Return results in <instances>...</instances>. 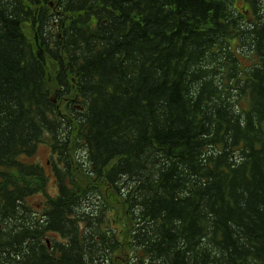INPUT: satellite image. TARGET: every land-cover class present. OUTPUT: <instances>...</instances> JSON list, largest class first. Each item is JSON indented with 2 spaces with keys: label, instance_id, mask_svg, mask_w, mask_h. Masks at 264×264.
<instances>
[{
  "label": "trees",
  "instance_id": "16d2710c",
  "mask_svg": "<svg viewBox=\"0 0 264 264\" xmlns=\"http://www.w3.org/2000/svg\"><path fill=\"white\" fill-rule=\"evenodd\" d=\"M0 264H264V0H0Z\"/></svg>",
  "mask_w": 264,
  "mask_h": 264
},
{
  "label": "rangeland",
  "instance_id": "374dc122",
  "mask_svg": "<svg viewBox=\"0 0 264 264\" xmlns=\"http://www.w3.org/2000/svg\"><path fill=\"white\" fill-rule=\"evenodd\" d=\"M56 102H57V100L54 101V103H56ZM70 103H71L70 100L59 101L58 102L59 107H57V108L61 109L60 112L69 113L68 109L70 108L69 107ZM50 150L51 149H50V146L48 143L46 145L45 144L40 145L36 155L33 158L28 159V161H27V159H25V162L39 163L40 165L43 166L45 176L47 177L44 192L49 194V195H55L57 192V181H56V178L54 175L53 165H54V163H58V165L60 163H59L57 157L53 158ZM74 166H75L74 167L75 171H73V173L71 175L72 179L77 184H79L80 186H82V187L86 186L89 183L88 178H86V175L84 176L78 162L74 163ZM94 182L97 184L96 181H94ZM99 191L103 192V194L106 198V201L108 203V208L110 209V211L107 212V215L109 216V220L110 219L114 220L111 223L113 228L117 227L120 231L123 230V232H125L128 221H127V217L125 215V212L118 209V204L120 201L117 199V197H115L111 193L110 188H106V187L103 188L102 187V190H99ZM105 193H107V196ZM44 199H45V195H43L42 192H39L35 196V198H33V202L40 205V203ZM117 215H119V217H117ZM121 241L123 243V246L120 249V252H118V253L116 252V256H121L122 254H126V258H127L129 255V252H130V250L128 249V243H129L128 235H125V237H122Z\"/></svg>",
  "mask_w": 264,
  "mask_h": 264
}]
</instances>
